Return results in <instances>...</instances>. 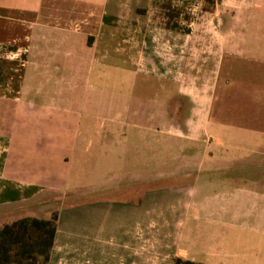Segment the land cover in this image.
Here are the masks:
<instances>
[{
    "label": "crops",
    "instance_id": "1",
    "mask_svg": "<svg viewBox=\"0 0 264 264\" xmlns=\"http://www.w3.org/2000/svg\"><path fill=\"white\" fill-rule=\"evenodd\" d=\"M244 64L264 68V0H0V224L111 184L56 209L51 264H264V140L207 142Z\"/></svg>",
    "mask_w": 264,
    "mask_h": 264
},
{
    "label": "rangeland",
    "instance_id": "2",
    "mask_svg": "<svg viewBox=\"0 0 264 264\" xmlns=\"http://www.w3.org/2000/svg\"><path fill=\"white\" fill-rule=\"evenodd\" d=\"M257 66L258 65H253V67ZM248 67L252 66L248 64L239 65L241 72L239 69V73L237 72L238 74L234 75L229 82V95L223 99H220L219 97V99H215L213 117L211 119V127L215 134L207 137L210 149L209 159H235V154L238 153V150L242 147V149H246V147L249 148V145L251 143L253 144L251 139L256 138L255 131H258L260 139L264 140V68L258 70L260 72H257L256 77V74L253 72H243L242 69ZM249 84L252 86L255 85L256 87H249ZM222 91L223 90L221 89L220 92ZM106 100L107 99H103L104 102ZM103 108L104 111L100 112V118L92 119L89 125L91 124L92 127L98 129H111L110 102L104 103ZM106 138L110 140V136ZM89 149L92 150L87 153V161H81L83 167L82 170L84 171L86 168L83 165H94L97 161L96 157L99 156V154L97 155V151H95V146H91ZM228 151H232V157L229 156L230 154L228 155ZM247 155L250 156L251 151H248ZM109 164L108 162H103L102 166L98 169V173H109ZM91 166L88 167V170L97 171V169H92ZM91 188L95 189L93 190L94 192L90 190ZM86 189L88 191L90 190L91 194ZM110 189L111 184L95 185L90 183H77L72 185L63 195L56 194L46 205L50 207L54 206L55 210L53 209V211H56V209L59 210L62 206L61 204L79 202L81 201V198H84L87 195L95 197L101 196ZM6 222L11 221L9 219ZM0 226H3V223L0 224Z\"/></svg>",
    "mask_w": 264,
    "mask_h": 264
},
{
    "label": "trees",
    "instance_id": "3",
    "mask_svg": "<svg viewBox=\"0 0 264 264\" xmlns=\"http://www.w3.org/2000/svg\"><path fill=\"white\" fill-rule=\"evenodd\" d=\"M58 211L50 218L24 217L0 228V264H51ZM173 264H204L176 258Z\"/></svg>",
    "mask_w": 264,
    "mask_h": 264
}]
</instances>
